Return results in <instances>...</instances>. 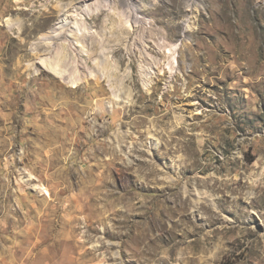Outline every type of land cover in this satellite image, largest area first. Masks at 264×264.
<instances>
[{
  "label": "rangeland",
  "instance_id": "obj_1",
  "mask_svg": "<svg viewBox=\"0 0 264 264\" xmlns=\"http://www.w3.org/2000/svg\"><path fill=\"white\" fill-rule=\"evenodd\" d=\"M92 1L0 0V264H264V0Z\"/></svg>",
  "mask_w": 264,
  "mask_h": 264
},
{
  "label": "bare ground",
  "instance_id": "obj_2",
  "mask_svg": "<svg viewBox=\"0 0 264 264\" xmlns=\"http://www.w3.org/2000/svg\"><path fill=\"white\" fill-rule=\"evenodd\" d=\"M88 5H91V7L93 8V10H89L87 9L88 7L90 6H87V7H83V6H75L73 8V11H75L74 14V17H72V14H65L61 20H60V24L66 28V30H68L69 34H73L75 36H78L80 33L82 34V27L80 26L79 22L77 19L78 16H76V13H78L80 10L81 12L83 11L85 14H90L91 12L93 11H96L99 9V6H100V3H99V0H93L92 2H88L87 3ZM68 11V10H67ZM7 23L9 24V21L7 20ZM70 23H73V24H70ZM84 27V26H83ZM71 28V29H70ZM72 28H75L73 29L74 31L72 32ZM58 61V60H57ZM56 60H48V59H42L41 61V66L43 68H46L47 70H49L50 72L54 73L55 75L63 78L65 76V72L66 70L63 69L61 66L58 65V62ZM60 63V62H59ZM146 78V77H144ZM72 79V78H70ZM147 80V78H146ZM75 81V80H74ZM73 79H72V82H74ZM145 84H147L145 82ZM117 96V95H116Z\"/></svg>",
  "mask_w": 264,
  "mask_h": 264
}]
</instances>
